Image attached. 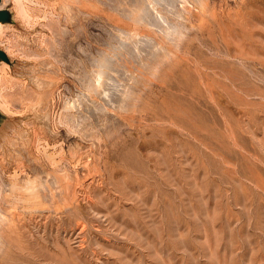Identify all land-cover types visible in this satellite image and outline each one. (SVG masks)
<instances>
[{"label": "rangeland", "instance_id": "obj_1", "mask_svg": "<svg viewBox=\"0 0 264 264\" xmlns=\"http://www.w3.org/2000/svg\"><path fill=\"white\" fill-rule=\"evenodd\" d=\"M3 8L0 264H264V0Z\"/></svg>", "mask_w": 264, "mask_h": 264}, {"label": "bare ground", "instance_id": "obj_2", "mask_svg": "<svg viewBox=\"0 0 264 264\" xmlns=\"http://www.w3.org/2000/svg\"><path fill=\"white\" fill-rule=\"evenodd\" d=\"M31 1V0H30ZM7 2V0H2V3H1V7H3V4H5ZM19 2V12H20V14L22 15V17H24L25 19L24 20H28V22L30 21V20H34V15H36L34 12H33V8H35V7H31L33 10H31L30 8H28V6H26L24 3H22V1H21V3H20V1H18ZM40 2V1H39ZM28 3H30V2H28ZM27 3V4H28ZM31 3H33V2H31ZM18 4V3H17ZM36 5H38V4H36ZM36 5H34L33 4V6H36ZM31 6V5H30ZM40 6V5H39ZM39 8V7H38ZM42 8V7H41ZM43 9V8H42ZM41 9V10H42ZM18 11V10H17ZM44 11V10H43ZM150 11V7L148 6V7H141L140 9H139V11H138V15H137V17L138 18H144V17H146L149 13H151V12H149ZM39 12V11H38ZM41 13V12H40ZM44 14H45V16L47 17L48 16V13L45 11L44 12ZM21 15L20 16H18V17H21ZM38 17V16H37ZM36 18V17H35ZM21 19V18H20ZM43 20V19H42ZM49 20V19H48ZM48 20H47V22H48ZM31 22V21H30ZM46 22V23H47ZM32 23V22H31ZM29 24V23H28ZM43 24V23H42ZM4 25H5V23H0V33L2 32V30H3V28H4ZM17 51V50H16ZM19 51H20V49H19ZM21 52V51H20ZM19 53V52H18ZM8 72H10V70L8 69ZM0 96H1V94H0ZM1 183V182H0ZM18 186V185H17ZM16 186V187H17ZM15 187V186H14ZM15 187V188H16ZM15 188H14V190H15ZM18 188V187H17ZM2 189V188H1ZM2 192V191H1ZM0 192V193H1ZM4 193V192H3ZM3 193H1V194H3ZM15 194V193H14ZM22 195H20V193L19 194H17L16 195V199L18 198H22L21 197ZM2 200H5L6 199V196L5 195H2ZM16 202H19L18 200L16 201ZM3 205V204H2ZM6 209V208H5ZM0 218H1V220H2V227L0 228V232H2V235L4 234V236H5V233H4V231H6V227H5V224H4V221H5V219H6V216H5V212H4V206H1L0 207ZM1 224V223H0ZM9 230V229H8ZM136 230V229H135ZM9 232V231H8ZM10 233V232H9ZM12 239V238H11ZM12 243V242H11ZM19 243V242H18ZM22 245V244H21ZM29 246V245H28ZM20 248H21V246H19ZM23 248H25V247H23ZM19 249V248H18ZM22 249V248H21ZM27 250H29V249H27ZM30 253V252H29ZM33 254V253H32ZM34 255V254H33ZM10 261V260H9Z\"/></svg>", "mask_w": 264, "mask_h": 264}, {"label": "water", "instance_id": "obj_3", "mask_svg": "<svg viewBox=\"0 0 264 264\" xmlns=\"http://www.w3.org/2000/svg\"><path fill=\"white\" fill-rule=\"evenodd\" d=\"M1 2L2 0H0V23L10 22L12 20V12L7 8L1 7ZM0 61L10 62V58L8 54L1 48H0ZM1 118H2V113L0 111V120Z\"/></svg>", "mask_w": 264, "mask_h": 264}]
</instances>
